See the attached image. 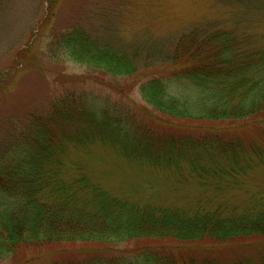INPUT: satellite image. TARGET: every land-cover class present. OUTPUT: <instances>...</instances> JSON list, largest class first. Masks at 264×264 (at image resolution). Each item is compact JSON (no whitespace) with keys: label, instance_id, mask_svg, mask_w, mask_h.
<instances>
[{"label":"trees","instance_id":"obj_1","mask_svg":"<svg viewBox=\"0 0 264 264\" xmlns=\"http://www.w3.org/2000/svg\"><path fill=\"white\" fill-rule=\"evenodd\" d=\"M53 34L48 58L87 66L83 77L122 83L136 77L130 54L80 26ZM170 59L174 70L138 91L167 128L140 118L125 98L82 90L77 80L50 100L46 114L28 113L17 123L0 155V260L37 243L99 249L53 264H178L170 244L264 241V197L233 204L225 198L254 169L252 159L264 166V47L245 46L223 30H196L179 36ZM247 122L258 127L257 141L222 127ZM96 147L130 170L166 172L174 184L192 181L204 196L166 204L113 194L86 161L70 157L89 158ZM230 264H264V249L255 260Z\"/></svg>","mask_w":264,"mask_h":264},{"label":"rangeland","instance_id":"obj_2","mask_svg":"<svg viewBox=\"0 0 264 264\" xmlns=\"http://www.w3.org/2000/svg\"><path fill=\"white\" fill-rule=\"evenodd\" d=\"M73 26L130 54L136 77L127 83L117 78L114 82L110 78L98 82L82 76L89 72L87 66L49 59L46 50L53 33ZM196 30H223L239 36L245 46L255 43L264 47V0H0V155L9 145L13 131L19 128L20 120L28 113L46 114L50 100L76 80L82 90L117 100L125 98L140 118L152 121L160 129L167 128L154 109L143 104L139 87L148 79L174 70L170 56L175 43L182 34ZM222 127L246 143L258 140V127L253 122L235 127L223 123ZM76 155L88 163L87 169L95 180L116 195L132 193L136 201L162 199L166 204H184L190 198L204 196L198 190L200 186L192 181L178 179L174 184V178H163L166 172L130 170L103 148H93L89 158L80 153H71L70 157ZM252 163L254 169L243 174L241 181L236 180V188L226 189L225 198L230 204L246 203L252 196L264 197V166L254 159ZM202 188L212 190L209 186ZM152 195L156 197L146 200ZM168 247L178 264L189 260L230 264L240 258L255 260L264 249V241ZM93 250L99 251L85 245L29 243L11 258L0 260V264H53L76 256V252L89 254Z\"/></svg>","mask_w":264,"mask_h":264}]
</instances>
